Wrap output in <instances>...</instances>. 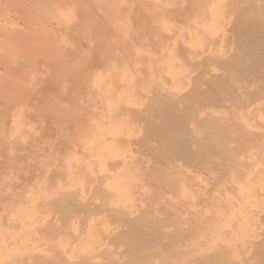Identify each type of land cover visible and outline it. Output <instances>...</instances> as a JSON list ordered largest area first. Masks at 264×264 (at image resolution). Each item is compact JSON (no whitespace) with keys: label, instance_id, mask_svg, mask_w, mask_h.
Instances as JSON below:
<instances>
[{"label":"bare ground","instance_id":"1","mask_svg":"<svg viewBox=\"0 0 264 264\" xmlns=\"http://www.w3.org/2000/svg\"><path fill=\"white\" fill-rule=\"evenodd\" d=\"M0 264H264V0H0Z\"/></svg>","mask_w":264,"mask_h":264}]
</instances>
